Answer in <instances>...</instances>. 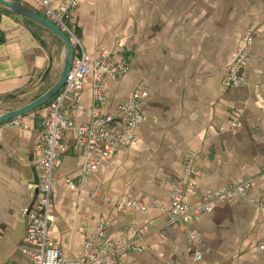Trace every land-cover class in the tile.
Instances as JSON below:
<instances>
[{
    "label": "crops",
    "instance_id": "crops-1",
    "mask_svg": "<svg viewBox=\"0 0 264 264\" xmlns=\"http://www.w3.org/2000/svg\"><path fill=\"white\" fill-rule=\"evenodd\" d=\"M14 1L35 10L29 0ZM70 23L87 54L116 48L127 56L128 72L108 83L106 114L114 115L135 91L148 97L137 141L118 148L86 181L82 166L88 154L74 150L73 131L63 136L67 149L54 166L49 232L63 258H80L102 223L107 239L135 240L142 248L119 264H264V0H81ZM249 26L256 35L242 83L225 87L224 67ZM0 30L2 114L32 102L45 84L52 86L66 50L50 32L15 14L1 17ZM10 97L17 101H5ZM92 104L87 84L70 113L76 126L88 121ZM45 111L22 116V126L7 127L0 139V264H31L20 252L26 220L19 210L39 196L35 146ZM188 159L199 171L184 191L189 204L220 188L252 185L187 224L168 227L156 206L169 202L171 184ZM128 200L147 210L125 206ZM99 244L94 241L91 250Z\"/></svg>",
    "mask_w": 264,
    "mask_h": 264
},
{
    "label": "built area",
    "instance_id": "built-area-1",
    "mask_svg": "<svg viewBox=\"0 0 264 264\" xmlns=\"http://www.w3.org/2000/svg\"><path fill=\"white\" fill-rule=\"evenodd\" d=\"M29 1L33 4L35 11L68 37L74 53L65 81L58 94L47 104L43 128L37 133L36 166L42 173V181L38 190L39 196L35 202L31 205H23L19 210L20 215L26 220V231L20 252L31 264H119L131 253H141L142 248L135 240L107 239L102 223L98 224L92 237L86 241V251L80 258L73 261L63 258L61 250L49 236L50 225L55 218L51 199L56 191L54 166L58 157L67 149V145L62 141L63 136L73 131L74 150H83L89 156L82 166V181H86L88 175L94 172L101 162L112 158L118 148L137 141V130L142 122V104L148 94L143 90L135 91L125 102L116 106L114 115L106 114L108 83L128 72L129 62L126 54L116 48L102 50L94 55L85 52L70 23L71 15L81 0ZM255 35L254 26L247 27L243 32L239 45L224 67L225 87H236L242 83L241 69L248 58ZM87 84L91 85L93 104L88 121L76 126L70 113L78 101L79 93ZM21 126V117L1 122L0 139L7 127ZM229 129L235 131V123L231 122ZM209 130L216 132L217 128L210 124ZM222 130L224 127L220 126L218 131ZM190 162L191 159H188L182 165L177 180L171 184L169 202L165 206H156L166 215L168 227L173 223L187 224L190 220L211 212L216 202L243 196L252 185L251 181H244L220 188L189 204L184 201V191L194 186V176L199 174L198 170L191 169ZM64 183L70 190L76 188L69 179H66ZM124 205L141 212H145L148 207L136 200H128ZM189 238H194L191 231ZM96 240L100 241V244L97 250L92 251L91 248ZM260 249H264V246L261 245ZM195 258L200 259L201 254L196 253Z\"/></svg>",
    "mask_w": 264,
    "mask_h": 264
},
{
    "label": "water",
    "instance_id": "water-1",
    "mask_svg": "<svg viewBox=\"0 0 264 264\" xmlns=\"http://www.w3.org/2000/svg\"><path fill=\"white\" fill-rule=\"evenodd\" d=\"M0 6L9 9L13 14L19 18L29 19L42 27L49 30L55 36H57L65 45V54L62 62V68L56 82L41 96L33 100L32 102L25 104L17 109L10 110L8 112L0 114V123L6 122L14 118L22 117L25 114L34 111L42 105L48 103L54 96L60 91L66 75L70 69V65L73 59V48L68 37L60 31L53 23L44 18L34 9L27 7L14 0H0Z\"/></svg>",
    "mask_w": 264,
    "mask_h": 264
},
{
    "label": "trees",
    "instance_id": "trees-1",
    "mask_svg": "<svg viewBox=\"0 0 264 264\" xmlns=\"http://www.w3.org/2000/svg\"><path fill=\"white\" fill-rule=\"evenodd\" d=\"M5 14H13V13H12L9 9L0 6V19H1V17H2L3 15H5ZM22 19L26 20L27 23L33 25L35 30L41 29V30H46V31L50 32V31L47 30L46 28L42 27L41 25H39V24H37V23H35V22L29 20V19H26V18H22ZM33 32H34V34H36L35 31H33ZM50 34H52V36H53L54 38H56V40H57L58 43L60 44V45H57L58 48H60V47H64V46H65L64 43H63V42H62L57 36H55V35H54L53 33H51V32H50ZM3 41H4V36H3V34H2V32H1V30H0V44H1ZM48 75H49V72H48V70H47L46 75L44 76V81H45V78H46ZM31 85H32V86L35 85V80H33V78H32V80L30 81V86H31ZM50 86H51V85L45 84V85L42 87V89H41V91L39 92V94H37V95H36L32 100H30V101H33V100H35L36 98H38L39 96H41L43 93H45V92L50 88ZM28 88H29V87H28ZM28 88L26 89V91L23 92V94H24L25 92H27ZM28 91H29V90H28ZM15 100L17 101L16 97H10V98H6V99H5V101H7V102H8V101H15ZM48 103H49V102H48ZM48 103L42 105L41 107H39V108L35 109L34 111L29 112V113H27V114H25V115H29V114H31V113H34V112L39 111V110L42 109V108H45L46 105H47ZM5 111H7V110H3V112H5Z\"/></svg>",
    "mask_w": 264,
    "mask_h": 264
},
{
    "label": "rangeland",
    "instance_id": "rangeland-1",
    "mask_svg": "<svg viewBox=\"0 0 264 264\" xmlns=\"http://www.w3.org/2000/svg\"><path fill=\"white\" fill-rule=\"evenodd\" d=\"M55 54V53H54ZM60 71H61V68L59 69V70H57L56 71V74H57V76H59V74H60ZM25 103H20V104H17V106H15V107H21V106H23Z\"/></svg>",
    "mask_w": 264,
    "mask_h": 264
}]
</instances>
